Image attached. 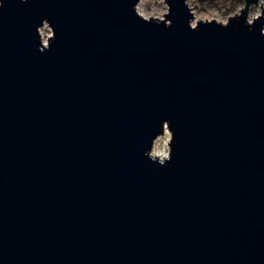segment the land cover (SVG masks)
Returning a JSON list of instances; mask_svg holds the SVG:
<instances>
[{
	"label": "water",
	"instance_id": "water-1",
	"mask_svg": "<svg viewBox=\"0 0 264 264\" xmlns=\"http://www.w3.org/2000/svg\"><path fill=\"white\" fill-rule=\"evenodd\" d=\"M140 1L0 0V264H264L263 2Z\"/></svg>",
	"mask_w": 264,
	"mask_h": 264
},
{
	"label": "rangeland",
	"instance_id": "rangeland-1",
	"mask_svg": "<svg viewBox=\"0 0 264 264\" xmlns=\"http://www.w3.org/2000/svg\"><path fill=\"white\" fill-rule=\"evenodd\" d=\"M262 2L264 7V0H260L259 5L253 6L251 9L250 20L253 19L256 11H260V14L262 13ZM189 3L191 8L195 7V16L210 20L215 18L223 23H226L230 19V16H235L236 13L239 14L245 6L244 0H189ZM137 10L147 18L152 16L162 19L165 17L164 13L168 12V7L164 0H141L137 6ZM192 24L196 25L193 22ZM40 31L42 39L46 43L48 37L53 34L52 29L48 24H45ZM170 138L171 133L167 130L156 140L153 153L156 150L157 152H165L168 156Z\"/></svg>",
	"mask_w": 264,
	"mask_h": 264
},
{
	"label": "bare ground",
	"instance_id": "bare-ground-1",
	"mask_svg": "<svg viewBox=\"0 0 264 264\" xmlns=\"http://www.w3.org/2000/svg\"><path fill=\"white\" fill-rule=\"evenodd\" d=\"M189 4V3H188ZM257 5H259V4H257ZM257 5H254V6H257ZM195 8V7H194ZM194 8L192 7L191 9H192V12H193V14H194V19H193V23H195V24H197V22L198 21H201V19L202 20H207V19H205V18H201V17H198V16H195V11H194ZM253 8V6L251 7V9ZM251 9H250V12H251ZM259 15H261L260 14V11H256V14H255V18L256 17H258ZM253 17V18H254ZM249 18H250V15H249ZM208 20H210V19H208ZM154 155H157V156H160V157H166L167 156V154L165 153V152H157L156 150H154V153H153Z\"/></svg>",
	"mask_w": 264,
	"mask_h": 264
},
{
	"label": "built area",
	"instance_id": "built-area-1",
	"mask_svg": "<svg viewBox=\"0 0 264 264\" xmlns=\"http://www.w3.org/2000/svg\"><path fill=\"white\" fill-rule=\"evenodd\" d=\"M188 1V3H189V0H187ZM189 5H190V3H189ZM191 6V5H190Z\"/></svg>",
	"mask_w": 264,
	"mask_h": 264
}]
</instances>
